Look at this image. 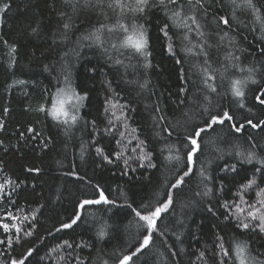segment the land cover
I'll return each mask as SVG.
<instances>
[{
	"label": "trees",
	"instance_id": "trees-1",
	"mask_svg": "<svg viewBox=\"0 0 264 264\" xmlns=\"http://www.w3.org/2000/svg\"><path fill=\"white\" fill-rule=\"evenodd\" d=\"M108 3L101 10L95 0H0V264L22 257L25 264H119L148 234L136 212L159 206L168 192L173 203L132 264H239L236 244L244 243L251 264H264V231L247 218L264 188V126L241 133L227 121L214 126L202 133L192 164L185 148L187 133L210 115L228 111L237 125L264 119L254 99L264 88V0H253L255 10L237 7L243 0H177L182 9L149 0L143 12L123 15ZM176 11L181 20L194 15L204 35L190 20L192 31L177 24ZM131 22L146 29L147 57L120 47L119 29L104 30L103 46L85 39L101 24ZM205 68L216 76L215 92L204 84ZM248 69L257 83L249 82L240 108L231 80ZM61 89L84 97L75 123L52 115ZM249 151L252 163L237 155ZM188 167L185 183L171 188ZM253 175L259 187L241 198ZM99 190L110 203L79 207Z\"/></svg>",
	"mask_w": 264,
	"mask_h": 264
},
{
	"label": "snow or ice",
	"instance_id": "snow-or-ice-1",
	"mask_svg": "<svg viewBox=\"0 0 264 264\" xmlns=\"http://www.w3.org/2000/svg\"><path fill=\"white\" fill-rule=\"evenodd\" d=\"M92 0H85V4H90ZM96 5L102 6L104 4V0H95ZM161 3H164V0H160ZM197 3H200V0H196ZM233 3H235V0H232ZM168 3H171L173 5H177L178 8L182 9V5L177 4V0H168ZM134 5V6H133ZM149 6V0H129V3H125V0H109V3L107 5L108 8L115 10L118 8L121 12V15L125 13V10L133 13H140L143 12L146 7ZM247 7L255 10V5L253 4V0H243L242 5H237V7ZM8 7L7 4L4 5V8L6 9ZM202 7V4H201ZM4 9H0V11H3ZM173 17L175 18V21L180 26L187 28L189 31H192L191 25L188 23L190 20L192 24H195V30L198 31V34L200 36H203V32L199 31L200 25L196 21V17L194 15L186 16L183 20L180 19L181 17V11L173 12ZM234 15V13H233ZM259 18V17H258ZM220 20L225 24L228 25L229 20L225 17H220ZM64 27L67 29L69 27L68 24H65ZM107 29L109 32L114 31L115 29H119L123 33L122 40L120 41V47L125 49H131L134 53H138L141 55H144L147 57L149 53L147 52L148 47V36L146 29L143 25L137 24L135 22L131 23H118L114 26V28H108L107 25L101 24L99 27H97L92 33H90L88 36L85 37V39L93 40L96 44L103 46V39H102V33L104 30ZM165 36H167V32L164 33ZM227 35V33H225ZM113 47H116V45H112ZM203 47V46H201ZM107 51V49H105ZM169 51H172L171 45H169ZM189 52H191V49H188ZM264 51V50H262ZM205 56H207V53H204ZM179 63V61H177ZM116 63H121V61H116ZM232 67H237L236 65H232ZM205 73V79L204 84L207 89L211 90L212 92L216 91V86L214 83H211L210 81H215L216 76L212 75L210 72H208L207 68L203 69ZM225 71H227V68H225ZM241 72L244 71V69H240ZM249 75L244 77L243 79L236 78L231 80V87L230 92L231 95L236 98L238 101V105L240 108L244 107V99L246 96L245 89L247 88L249 82L255 84L257 81L254 78V71L253 69H248ZM84 97L78 96L75 93H72L69 95L64 89H61L57 94V100L52 106V115L56 119L63 118L64 122L67 123L69 119L75 123L77 120L76 115L72 114L69 111V108H75L77 107V104L80 100H82ZM207 99V97H205ZM254 99L259 102V105L264 106V88L257 89V93L254 95ZM251 111V109H249ZM225 121L229 123V126L231 130H233L235 133H241L245 129V126H250L253 129L261 128L264 126V119L258 120L256 123H253L251 119H248L247 117L244 118V123H239L237 125V122L234 119V114H230L228 111H222L219 114L210 115L208 120L205 122V125L203 127H195L192 129L191 132H188L186 135V141L185 148L188 149L186 153V160L188 164L194 163V157L197 155V153L201 149L200 140L202 138V133H205L207 130L212 129L216 125H224ZM251 139V137H249ZM238 156H240L243 160H245L247 163H252L253 159H255L254 151H249L247 154L243 152H238ZM169 160L176 159L179 160V156H172L169 155ZM259 163L261 165H264V159L259 160ZM231 170H235L234 166ZM38 171V169H37ZM192 169L191 167H188L187 171H184L182 175H179L177 179L175 180V183L171 184L170 187L175 189L179 188L181 185L185 183V177L189 176ZM256 172H260V169H256ZM201 174H203V169H201ZM261 177L264 178V173H261ZM255 187H259L257 184V180L255 175H253L252 179H249L247 183L243 184L241 186V198L243 195V192L249 189H253ZM0 187H3L0 185ZM98 187V186H97ZM211 190L209 189L208 192ZM208 192H205V195L208 194ZM258 199L256 200L255 204H249L248 208L250 209L247 212V218H251L252 221H257V227L260 229V231H264V211H261V209H264V188H260L257 192ZM101 202L108 204L110 201L107 199V197L104 195L103 190H99V198L96 200H83L79 207L81 209L84 208L85 205L90 204H100ZM173 203V198L171 192H168L166 194V198L163 202L160 203L159 206H156L154 208H150L147 205H142V208L145 210L142 214L140 211L136 212V216L139 217L141 221H143V225H140L141 227H146L148 229V234L144 235L142 238V241L139 243V246L135 248L134 251H132L129 255H124L120 260L119 264H132L133 257L137 255V253L141 252L142 249L146 248L151 239H152V231L157 228V220L160 218L161 214L166 212L170 205ZM246 203V202H245ZM259 205V207H256V205ZM225 207H228L227 204H225ZM235 207L238 209L239 212H244V209L240 207V205H235ZM80 219V216L77 214L75 215V218L72 219L71 223L69 224H63L62 228H71L74 224L77 223V221ZM8 225L5 224L4 228L8 229ZM240 227L247 229L249 228L248 223H242L240 224ZM19 231V229H17ZM25 235H31V233H25ZM99 235L101 237L106 235V232L101 229L99 232ZM9 243L12 241L9 240ZM65 245H68V247H71L68 241H64ZM221 250L224 252L225 255L228 254L227 250L224 249L223 244H220ZM248 245L247 243L244 244H236V257L239 260V264H251L250 257L247 253ZM32 254V250H29L28 255ZM200 256L203 257L204 253L201 252ZM26 257H22L19 260H12L11 264H25ZM106 264V262H105Z\"/></svg>",
	"mask_w": 264,
	"mask_h": 264
},
{
	"label": "rangeland",
	"instance_id": "rangeland-1",
	"mask_svg": "<svg viewBox=\"0 0 264 264\" xmlns=\"http://www.w3.org/2000/svg\"><path fill=\"white\" fill-rule=\"evenodd\" d=\"M69 95H71V92L69 91V89H64ZM77 94V93H76ZM78 95V94H77ZM79 96V95H78ZM56 100H57V96H56V99H55V102H56ZM81 102V100L79 101V103ZM69 111L72 113V114H74V115H76V117L78 116V115H80V113H81V111H82V106L81 105H78L77 104V107H75V108H69ZM61 119H63V118H61Z\"/></svg>",
	"mask_w": 264,
	"mask_h": 264
}]
</instances>
